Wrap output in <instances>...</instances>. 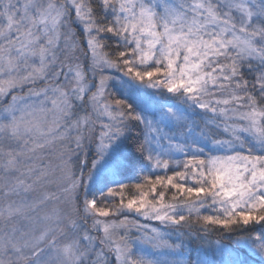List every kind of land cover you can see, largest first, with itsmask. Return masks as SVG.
I'll return each mask as SVG.
<instances>
[{"label":"snow or ice","instance_id":"1","mask_svg":"<svg viewBox=\"0 0 264 264\" xmlns=\"http://www.w3.org/2000/svg\"><path fill=\"white\" fill-rule=\"evenodd\" d=\"M0 264H264V0H0Z\"/></svg>","mask_w":264,"mask_h":264},{"label":"rangeland","instance_id":"2","mask_svg":"<svg viewBox=\"0 0 264 264\" xmlns=\"http://www.w3.org/2000/svg\"><path fill=\"white\" fill-rule=\"evenodd\" d=\"M113 87H116V85H113ZM130 219H133L130 217ZM140 223H146L145 221H140ZM151 226V225H149ZM135 234V229H133L132 233H130V235H134Z\"/></svg>","mask_w":264,"mask_h":264},{"label":"trees","instance_id":"3","mask_svg":"<svg viewBox=\"0 0 264 264\" xmlns=\"http://www.w3.org/2000/svg\"><path fill=\"white\" fill-rule=\"evenodd\" d=\"M216 238H218V237H210L209 239H213V240H214V239H216ZM192 246H193V248L195 247V242L193 243ZM193 254H194V253H193Z\"/></svg>","mask_w":264,"mask_h":264}]
</instances>
